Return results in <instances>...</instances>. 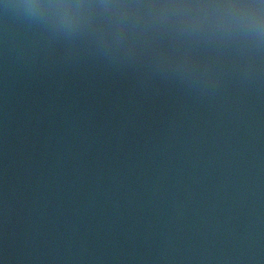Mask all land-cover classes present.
<instances>
[{"label": "water", "instance_id": "water-1", "mask_svg": "<svg viewBox=\"0 0 264 264\" xmlns=\"http://www.w3.org/2000/svg\"><path fill=\"white\" fill-rule=\"evenodd\" d=\"M0 264H170L121 0H0Z\"/></svg>", "mask_w": 264, "mask_h": 264}]
</instances>
